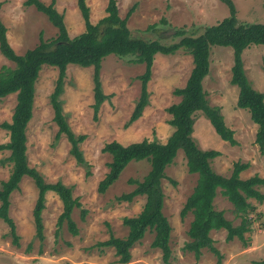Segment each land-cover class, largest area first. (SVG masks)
Masks as SVG:
<instances>
[{
    "label": "rangeland",
    "instance_id": "obj_1",
    "mask_svg": "<svg viewBox=\"0 0 264 264\" xmlns=\"http://www.w3.org/2000/svg\"><path fill=\"white\" fill-rule=\"evenodd\" d=\"M25 0H0V20L6 27L8 43L17 55L24 54L39 43L40 37L48 41L57 36V29L34 6H24ZM45 5L51 0H40ZM119 16L127 17V27L132 38L158 41L163 46L178 44L181 37H196L203 27L216 25L227 17L228 10L219 0H116ZM239 23L264 24V0H232ZM90 22L95 24L105 16L106 0H86ZM54 7L63 15L68 35L74 37L84 31V22L76 0H54ZM134 57L119 58L109 55L101 61L99 80L106 99L93 113V68L69 65L65 72L61 108L69 129L75 136L84 135L79 143L84 163H77L70 153V143L53 121L50 95L57 80V69L42 66L35 82L32 118L26 129V155L28 165L37 170L46 183L61 182L71 188L81 207L74 208L71 219L78 230L72 235L63 222L56 227L62 205L53 193L45 195L41 213L42 239H39L33 220V207L37 198L34 182L24 177L19 188L9 197L8 215L15 225L17 245L6 223L0 220V264H117L112 247H100L110 235L124 238L128 229L123 225L125 217H134L142 210L144 196L131 202L118 201L122 194L135 188L130 180L142 181L150 166L146 160L132 161L120 173L115 183L105 193L97 192V185L107 173L111 156L101 149L106 143L117 141L123 145L143 139L164 143L172 134L171 116L167 108L177 103L176 88H182L192 69V57L182 48L171 54H155L147 82L148 101L141 116L129 123L138 101L144 64H135ZM232 49L214 46L210 50L209 73L202 82L206 99L211 106L220 107L224 122L234 132L236 145L222 141L201 113L195 116L192 138L201 150H215L219 156L210 162L212 170L224 177L231 175L234 163L247 164L240 173L241 179L258 175L264 179V152L255 144L257 126L246 110L236 107L238 89L230 84ZM243 68L251 86L264 94V45H251L242 53ZM14 68V63L0 53V69ZM16 103V94L0 99V125L10 122ZM8 132L0 127V144L7 143ZM8 151L0 152V183L11 171L5 162ZM161 180L163 194L162 212L171 226L169 246L170 264H259L264 261V202L248 200L254 211L248 214L254 221L243 240H226L224 229L209 234L219 256L208 249L201 251L196 261L193 253L184 251L189 241L187 230L192 214L181 219L180 211L196 185L197 175L187 170L186 160L178 151L165 170ZM257 190L264 195V186ZM213 208L222 211L224 218L236 227L240 218L220 191L213 200ZM82 210L85 211L81 220ZM259 216V217H258ZM258 217V220H257ZM58 230V233L56 231ZM153 233L145 236L130 248L127 264H163L161 253L150 244Z\"/></svg>",
    "mask_w": 264,
    "mask_h": 264
},
{
    "label": "trees",
    "instance_id": "obj_2",
    "mask_svg": "<svg viewBox=\"0 0 264 264\" xmlns=\"http://www.w3.org/2000/svg\"><path fill=\"white\" fill-rule=\"evenodd\" d=\"M219 1L227 8V17L216 25L203 27L202 32L196 37L185 36L184 31H177L175 34L181 39L178 44L169 47L161 45L158 41L132 38L126 20L132 14L133 8L127 12L126 18H121L116 0H106L105 16L95 24L90 22L86 0H76L84 22V31L71 38L63 22V15L54 7V0L47 5L40 0H25L24 6H34L38 12L47 17L52 26L57 29V36L48 41L40 37L38 45L22 55H17L9 45L6 27L0 20V53L14 63L12 69L7 67L0 69V99L16 94V103L10 122L0 125L8 132V141L0 144V152H9L5 162H9L12 166L8 178L0 183V220L8 225L15 245H17L18 236L15 225L8 215L9 197L19 188V183L24 177L30 178L37 188V198L32 214L38 238L42 239L41 213L44 209L45 195L48 192H53L62 205L56 227L59 229L63 222H66L72 235L78 233L71 219V213L74 208L81 207L79 199L74 198L71 188L61 182L46 183L36 169L29 167L27 161L26 129L32 118L35 82L42 66L53 67L58 71L55 87L49 98L53 110V121L58 127L56 138L63 134L70 143V153L77 163L82 164L84 159L79 150V143L85 137L84 135L75 136L69 129L59 100L67 67L78 65L93 68L94 103L92 108L96 116L99 107L106 99L99 80L101 61L109 55L119 58L131 56L134 57L131 60L132 63L144 64V72L139 77L140 95L129 118V123H132L141 116L147 106V82L150 79L154 55L171 54L179 48L191 55L193 66L185 85L173 91L180 100L166 109L171 116L168 123L173 128L172 134L164 143L143 139L123 145L112 141L106 143L101 149L103 153L111 156V161L107 165V173L98 182L97 192L100 194L105 193L115 183L130 162L146 160L150 169L142 181L130 180L131 184H135V188L117 198L118 201L131 202L138 196L145 197L139 214L122 220L123 225L128 229L127 235L121 239L110 235L106 241L99 242L97 245L112 247L116 257L115 263L127 264L131 258L130 248L147 232H152L153 239L150 246L160 251L163 264H170L171 226L162 212L161 180L165 178V168L172 163L178 151H181L185 157L188 172L197 175L196 185L180 211L181 219L189 213L193 217L187 230L189 241L184 245L183 250L193 253L196 261L200 258L203 249H208L219 256L209 236L212 230H226L227 241L235 237L243 240L244 233L250 230L254 221L253 217H248V214L255 210L248 200L264 202V195L257 190L258 186H264V179L258 175L241 179L240 173L248 168V165L238 162L234 163L229 177L215 173L210 162L219 156V152L199 149L192 138V131L195 116L201 113L222 141L231 146L237 144L234 132L224 122L220 107L211 106L208 103L202 86L204 78L209 73L211 48L229 47L232 49L233 56L230 84L238 89L236 107L249 113L250 120L257 126L255 144L261 153L264 152V94L255 90L249 83L242 60L245 49L251 45H264V24L239 23L232 0ZM3 163V161L0 162L1 165ZM218 190L220 195L231 203L234 214L240 218V223L236 227L224 218L222 211H216L213 208V200ZM84 214L85 211L82 210L81 220L84 219ZM259 264H264V261Z\"/></svg>",
    "mask_w": 264,
    "mask_h": 264
}]
</instances>
